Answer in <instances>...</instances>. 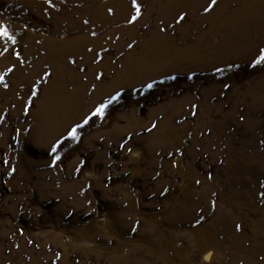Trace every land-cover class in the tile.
Masks as SVG:
<instances>
[{
    "label": "rangeland",
    "instance_id": "374dc122",
    "mask_svg": "<svg viewBox=\"0 0 264 264\" xmlns=\"http://www.w3.org/2000/svg\"><path fill=\"white\" fill-rule=\"evenodd\" d=\"M206 2L0 0V264H264V0Z\"/></svg>",
    "mask_w": 264,
    "mask_h": 264
},
{
    "label": "snow or ice",
    "instance_id": "6c2138e0",
    "mask_svg": "<svg viewBox=\"0 0 264 264\" xmlns=\"http://www.w3.org/2000/svg\"><path fill=\"white\" fill-rule=\"evenodd\" d=\"M46 2L49 4V7H52L51 0H46ZM217 3H218V0H208V2H206V3L202 6V8H203V13H205V14H210V13L213 11V9L216 7ZM131 10H132V12H131V14H130V18L127 19V23L130 24V25H133V24H135V23L140 19L141 15H142L141 5L137 3V0H131ZM108 15H113V11H112L111 8L108 9ZM186 17H187V14H186L185 12L182 11V12H180V13L177 14V17L175 18V22H176L177 24H181V23L186 19ZM84 23L87 24L88 22H87V21H84ZM163 30H164L163 28L160 29V31H163ZM92 35L95 36L96 33L93 32ZM0 37H3V38L8 39V40H11V39H12V37H11V36L9 35V33H8L7 28H6L5 26H3V25H0ZM132 46H133L132 44H129V45H128L129 48H132ZM88 51H89V52H92V49L89 48ZM105 51H107V50H105ZM8 52H9V49H8V48H4L3 51L0 52V56H3L5 53H8ZM12 55L15 56V59H16L18 62H20L21 64L23 63V62L20 60V55H19V53H17V52H13ZM98 58H99V53H96V54L94 55V62L98 63V62H99V59H98ZM69 63H75V61L69 60ZM252 64H253V66H255V65H260V64H264V47H260V48H258V50H257V52H256V54H255V57H254V59L252 60ZM13 71H14V68H13V67H7L5 72L0 73V82H3L4 79H5V77H6L8 74L12 73ZM80 71H84V69L81 68ZM217 71H222V69H217ZM50 75H51V73H49V72H44V76H45V77H50ZM101 77H102V73H97V74L95 75V79H96V80H100ZM42 79H43V77H42ZM4 87L7 88L8 85L5 84ZM148 87L150 88L151 85H148ZM224 88H225V89H229V88H230V85H229V84H224ZM31 95H32V97H35V96L37 95V90H36L35 87L32 88ZM118 96H119V93H116V95H113V96L111 97V99L107 100L105 103H101V104H99L98 106H96V107L94 108V110L92 111V113H91L92 116L103 117V115H104V111H105V108L108 106V104H111L113 101H115V100L117 99ZM194 107H195V106H194ZM192 115L195 116V115H196V112L193 111V112H192ZM239 119H240L241 121H243V120H244V117L241 115V116L239 117ZM87 123H88V117H85V118H84V124H87ZM78 127H82V125L77 124L76 127L71 128V130L68 132V136H69L72 140H77V139H78V137H77V135H76V128H78ZM156 128H157V125H156L155 123H153V124L151 125L150 128H147V129H146V131H148L149 133H151V132H152L154 129H156ZM125 146H126V144H121V145H120L121 148H124ZM127 150H128V153H129V154H132V148H131V147H129ZM52 152H53V153L56 152V146H55V145H52ZM176 152L178 153V152H179V149H176ZM172 154H173V153H171V152L168 153L169 156H171ZM59 159H60L59 156H55L54 159H53V161H52V163L55 164V162H56L57 160H59ZM5 163H7V161H5ZM81 163H83V162H81ZM171 167L175 168V167H177V164L172 163V164H171ZM14 171H15V169H11V170L9 171L8 174H9V175H12V173H13ZM158 175H159V173H157V176H158ZM155 178H156V177L154 176L153 179H155ZM208 179H209V180L212 179L211 175L208 176ZM195 183H196L197 185H199L201 182H200V180L197 179V180L195 181ZM261 187H264V185H261ZM167 191H168V189L165 188V189L160 193V195H164ZM212 195H215V193H213ZM211 207H212L213 209L215 208V202H214V201L212 202ZM202 219H203L202 216L199 217V219H197L196 223H197V224L200 223V221H201ZM241 227H242V226H241L240 224H236V225H235V230H236L237 232H239V231L241 230ZM133 231H135V229H133ZM57 258H59V255H57ZM262 259H264V257H262Z\"/></svg>",
    "mask_w": 264,
    "mask_h": 264
}]
</instances>
